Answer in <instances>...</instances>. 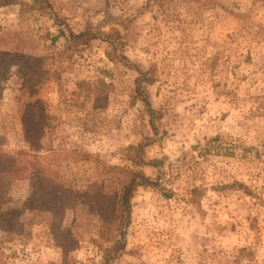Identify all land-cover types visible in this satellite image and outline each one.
<instances>
[{"label":"rangeland","instance_id":"1","mask_svg":"<svg viewBox=\"0 0 264 264\" xmlns=\"http://www.w3.org/2000/svg\"><path fill=\"white\" fill-rule=\"evenodd\" d=\"M0 264H264V0H0Z\"/></svg>","mask_w":264,"mask_h":264},{"label":"trees","instance_id":"2","mask_svg":"<svg viewBox=\"0 0 264 264\" xmlns=\"http://www.w3.org/2000/svg\"><path fill=\"white\" fill-rule=\"evenodd\" d=\"M34 1L38 2V0H34ZM139 87L142 88L141 83H140ZM141 186L157 187L159 185L157 183L152 182L143 173H134L133 174V177L131 178V180L124 187L123 194L121 197V201H122L121 206L123 208V212L125 213L124 223L128 221L127 217L130 216L129 213H130V209H131L132 197H133L135 191L138 189V187H141Z\"/></svg>","mask_w":264,"mask_h":264}]
</instances>
